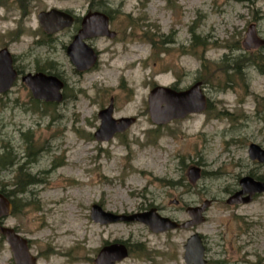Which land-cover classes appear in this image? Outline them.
I'll return each mask as SVG.
<instances>
[{
  "label": "rangeland",
  "instance_id": "374dc122",
  "mask_svg": "<svg viewBox=\"0 0 264 264\" xmlns=\"http://www.w3.org/2000/svg\"><path fill=\"white\" fill-rule=\"evenodd\" d=\"M90 3L110 15L117 36L91 41L98 61L79 75L66 32L38 44L46 39L36 14H82ZM250 23L264 38V0H0V49L8 48L22 73L44 69L64 81L59 103L33 99L19 79L0 94V154L13 159L0 168V189H16L20 164L35 181L16 194L17 211L2 223L27 239L36 264H95L99 249L116 242L128 249L117 264H185L193 231L203 236L207 264H264V192L247 204L225 203L240 178L264 179V163L248 154L250 143L264 149V47L243 49ZM256 52L262 70L252 64ZM238 54L246 56L241 72L226 70L224 56ZM196 81L205 110L151 122L154 86L185 89ZM110 97L114 118L136 121L96 141L97 114ZM191 168H199L194 181ZM204 200L211 202L204 222L186 230L154 233L141 222L90 218L98 204L112 213L156 208L184 221L185 207ZM0 264H14L4 239Z\"/></svg>",
  "mask_w": 264,
  "mask_h": 264
},
{
  "label": "water",
  "instance_id": "95a60500",
  "mask_svg": "<svg viewBox=\"0 0 264 264\" xmlns=\"http://www.w3.org/2000/svg\"><path fill=\"white\" fill-rule=\"evenodd\" d=\"M40 26L48 33L56 32L70 26L73 16L66 11L52 8L41 11L38 14ZM94 36L115 37V32L108 28L106 14L95 11L86 14L82 20V27L73 41L68 45L66 53L79 71L90 69L97 61L94 49L84 43L83 39ZM264 45L261 38L251 23L247 26L242 47L245 50L256 49ZM17 72L13 68L12 57L6 47L0 49V94L11 88ZM21 81L28 87L32 97L46 102H60L63 81L55 75L42 72L27 73L21 77ZM201 82L196 81L183 90H175L169 86H154L148 94V112L150 120L156 125H163L173 119L184 118L190 113L203 111L207 106V98L201 88ZM99 127L94 132L97 141H107L115 133L127 130L135 122V117H113V99L109 104L98 112ZM251 159L264 162V150L257 144L251 143L248 147ZM193 176L188 174L189 179L194 181L198 177L199 168H191ZM240 190L230 195L226 204L247 203L251 195L264 191V182L255 181L249 176L239 180ZM247 193L249 195L247 196ZM210 204L209 200L203 201L200 206L187 207L189 219L179 222L169 217L161 216L155 208L134 213H112L104 211L98 204L90 207V218L100 224L112 222H141L148 226L154 233H160L173 229H186L204 222V212ZM12 204L9 199L0 192V234L9 246L14 264H36V258L29 251L27 239L15 232L13 228L1 224V220L10 215ZM183 260L185 264H206L205 248L201 236L198 233L191 234L183 245ZM128 254L126 246L122 243H112L103 246L94 262L95 264H116Z\"/></svg>",
  "mask_w": 264,
  "mask_h": 264
},
{
  "label": "flooded vegetation",
  "instance_id": "af4514ba",
  "mask_svg": "<svg viewBox=\"0 0 264 264\" xmlns=\"http://www.w3.org/2000/svg\"><path fill=\"white\" fill-rule=\"evenodd\" d=\"M96 7H94V6H92L91 5V3L87 6V8H86V10L82 13V14H77L76 12H74L73 10H69V9H61V10H63V11H66V12H68L69 14H71V16H73V21L71 22V24H70V26H67V27H64V28H62L61 30H58V31H56V32H52V33H48V32H46L41 26H40V24H39V20H38V14L41 12V11H39L37 14H36V21H37V23H38V25H39V27L41 28V30L43 31V33H44V36H45V39H46V41L44 42V41H39V43L38 44H48L49 42H51L52 40H53V38L54 37H56L60 32H66V34L67 35H69L70 36V42H69V44L73 41V39L75 38V36L79 33V30L81 29V27H82V20H83V17L86 15V14H88V13H91V12H95V11H99V12H102V13H104V14H106L107 15V17H108V28L111 30V31H114V32H116L115 30H113V29H111L110 28V15L109 14H107L105 11H101V10H98V9H95ZM50 9H52V8H50ZM43 11H45V10H43ZM117 36V32L115 33V37ZM115 37H113V38H115ZM100 38H109V37H107V36H94V37H89V38H85V39H83V41H84V43L85 44H87L88 46H90L91 48H93L94 49V51H95V53L97 54V59H98V56H99V53H98V51L96 50V48L91 44V41L92 40H96V39H100ZM113 38H109V39H113ZM68 44V45H69ZM68 45H67V47H68ZM67 47H66V49H67ZM7 48V47H6ZM11 54V53H10ZM11 57H12V64H13V68L15 69V71L17 72V79L15 80V82L19 79L20 81H21V77L23 76V75H25V74H27V73H37V72H42V73H45V74H51V75H55V76H57L58 78H60L62 81H63V79L60 77V75H58V74H56V73H54V72H51V71H49V70H44V69H37V71H34V72H26V73H22L20 70H18L17 69V67L15 66V62H14V57H13V55L11 54ZM69 57V56H68ZM69 60H70V62L72 63V61H71V59L69 58ZM98 61V60H97ZM97 63V62H96ZM72 65H73V67H74V70H75V72L77 73V74H79V75H82V73H84V72H86V71H89L90 69H92V68H90V69H87V70H84V71H79L78 69H77V67L72 63ZM15 82H14V84H15ZM22 82V81H21ZM23 83V82H22ZM63 83H64V81H63ZM13 84V85H14ZM24 84V83H23ZM25 85V84H24ZM173 86H175V85H173ZM174 88V87H173ZM176 90H180V89H176ZM110 98H112L113 99V97H110ZM110 98H109V101H110ZM109 101H108V104H109ZM106 107V106H105ZM207 107H208V100H207ZM104 108V107H103ZM103 108H101V109H103ZM100 109V110H101ZM113 112H114V99H113ZM97 116H98V114H97ZM116 134H119V133H115L114 135H116ZM114 135H113V137H114ZM112 137V138H113ZM251 144V143H250ZM249 144V145H250ZM249 145H248V147H249ZM261 147V146H260ZM262 148V147H261ZM263 149V148H262ZM264 150V149H263ZM261 163H264V162H261ZM249 177H251V176H249ZM251 178H253L255 181H262V182H264V179L263 178H261V177H256V178H254V177H251ZM241 179V178H240ZM239 179V180H240ZM238 183H239V181H238ZM241 189V187H240V185H239V188L238 189H236V190H234L230 195H232V194H234L235 192H237L238 190H240ZM258 193H260V192H256V193H254L253 195H251V200L249 201V202H247V203H250L252 200H253V197L256 195V194H258ZM229 195V196H230ZM249 195V193H247V196ZM203 203V201L201 202V204ZM247 203H237V204H232V206H238V205H240V204H247ZM200 204V205H201ZM190 205H188V206H186L185 207V209H184V211H185V213H186V215H187V212H186V210H187V207H189ZM192 206H198V205H192ZM149 210V209H148ZM144 211H146V210H144ZM187 218H188V215H187ZM202 240H203V236H202ZM117 243V242H116ZM203 243H204V240H203ZM109 244H111V243H108V244H106V245H109ZM205 245V244H204ZM206 249V248H205Z\"/></svg>",
  "mask_w": 264,
  "mask_h": 264
},
{
  "label": "trees",
  "instance_id": "16d2710c",
  "mask_svg": "<svg viewBox=\"0 0 264 264\" xmlns=\"http://www.w3.org/2000/svg\"><path fill=\"white\" fill-rule=\"evenodd\" d=\"M194 38L195 35H193ZM245 54H238L235 56H224L223 61H222V65L225 67L226 70H231V71H235L236 73H240L242 68H243V62H244V58H245ZM264 58V57H262ZM248 62V60H247ZM252 64L255 65L259 70H262L261 68V54L259 52H256V56L252 61ZM204 65V64H203ZM199 79H204L208 80V78H204V77H199ZM10 152L7 151L4 154H0V168L4 169L5 167H7L10 163H12L13 159L8 160L7 155H9ZM11 165V164H10ZM19 169V174L17 176V182L15 183L16 189L14 190H6V188L4 187L3 189H0V191L10 199L11 203H12V213L14 214L17 211L18 205H17V201H18V197L16 194H21L24 191H26L27 187L30 186L31 184L35 183L33 176L24 170V166L23 164H20L18 166ZM3 237L0 236V240L2 241Z\"/></svg>",
  "mask_w": 264,
  "mask_h": 264
}]
</instances>
